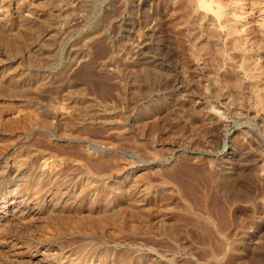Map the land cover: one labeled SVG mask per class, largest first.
<instances>
[{"label": "rangeland", "instance_id": "obj_1", "mask_svg": "<svg viewBox=\"0 0 264 264\" xmlns=\"http://www.w3.org/2000/svg\"><path fill=\"white\" fill-rule=\"evenodd\" d=\"M174 7L0 0V264H264V128L246 103L214 92L207 69L191 72L192 47ZM181 85L187 93L174 92ZM205 101L218 111L215 126ZM179 102L183 115L203 110L207 138L170 127L143 134L139 108L153 104L152 119L163 124L159 107L177 112ZM95 107L101 117L89 112ZM208 160L234 176L258 171L245 203L217 202L203 181L184 179V200L209 211L213 230L189 223L170 235L160 229L163 216L136 220L126 210L135 197L178 200L167 181L140 187L141 175L161 171L174 183L173 167L208 169ZM109 207L118 219L97 227Z\"/></svg>", "mask_w": 264, "mask_h": 264}, {"label": "bare ground", "instance_id": "obj_2", "mask_svg": "<svg viewBox=\"0 0 264 264\" xmlns=\"http://www.w3.org/2000/svg\"><path fill=\"white\" fill-rule=\"evenodd\" d=\"M166 1L176 6L174 7V10L180 18L183 27L182 36L185 38L187 44L191 45L192 47L193 54L190 58L192 60L190 62V68L192 69L191 72L193 71V73L195 74V72L199 69L201 70V72H204V70L207 69L208 72L205 71V78L208 82H210L214 92L220 95L223 94L225 96H229V98H236L246 103L249 109L256 115L255 117L260 119L262 127L264 128V0ZM55 35L45 37L44 41L47 40L46 42H53L56 37ZM95 37L96 36H92L91 39L94 40ZM14 83L15 82H13V84ZM14 87L17 86L15 85ZM141 91L142 86H139L137 92L141 93ZM175 91L176 93H183L188 90L187 87L181 85L179 87H176V89L174 88V92ZM194 97L195 95L188 94V101L193 102L192 99ZM74 103L80 104L79 101H76ZM82 104L84 105V103ZM87 105L88 108L91 107V103H88ZM87 105L85 104V106ZM186 105V102H179V110H177V112H175V110H171L170 112L168 107L162 104L161 107H159L158 111H160V113L162 112V115L165 113L162 118L164 122L163 124L159 123V121H157L158 119H152L154 116H156L155 112H153V104L147 106V108L144 109L145 111H142V108H139V113L136 121L139 123L138 125L140 130L144 131L143 134L146 137H152V135H155V133L162 134L165 132V129L170 127V130H168L170 133H178L181 137H187L188 133H193L200 139L207 138L210 134V130L207 127H202V124L200 122L202 119L198 115L201 113V111L203 112L204 110L203 115L208 116V120L211 121L212 126H215L218 124V120L216 119L218 111L205 101L201 106L203 107V110L198 107L190 108L191 110H193L189 111L190 113L188 112V114L183 115V113H185V111L183 112V110ZM94 106L92 104L93 108ZM95 108V110H92L91 108L89 112L92 111L90 113L94 115L99 114L98 117H101L102 114L100 110L97 107ZM85 110L87 109L85 108ZM158 118L160 119V117ZM173 121H175L174 124H172ZM197 122L198 125L196 126L195 124ZM241 159H243L244 161L246 160L245 157H242ZM218 165L220 166V164ZM218 165L216 163H213V161L208 160V169H190L183 162L170 170V175L175 178H179H177V181L174 180V183L172 178H169L168 176L167 178L166 174H163L161 171H155L154 176L153 174H151L150 178L141 175L142 177L138 182L140 187H149V185H152V181L157 179L164 180V182L167 181L166 183L169 184L168 186L171 187V189L173 187L175 188V191L178 194V197H176L178 198V200L173 202V200L171 199L172 197H167L169 194L166 197L160 199L161 201H156L152 197H135L131 202L132 207H127L126 210H132L133 217L136 220L156 219L159 216H163V221L160 220V222L162 221L160 223V229H162V231L164 229L165 232L167 231V233H169L170 235L176 234L180 229H185L189 225V223L190 225L195 224L201 226L206 232L209 227H212L214 218L210 216V213H207L209 212L208 210H203L205 214L196 212L194 209L195 207H193L191 203H189V201L186 202V200H184L185 198H187H184L183 194V186L185 187L186 185L184 179L186 181H190L191 178L188 175L191 174L190 176L193 175L203 181L204 188H208L209 191L214 194V198L217 202V198H221L225 202L231 200L239 202L250 198V191L252 189L250 188V183L255 179V175L257 174L256 168H250V170H246L247 173L234 176L231 173H224L226 172V166L221 165L219 167ZM232 170L235 169L231 168V171ZM203 209H205V207ZM106 213L108 214H106L105 216L102 215V217H98V219L97 217H95V220L92 219L93 221H95V225L97 227L102 226L103 222H105L106 220L108 221L110 218L118 219V214L116 213V211H114V209H111L109 207V210ZM106 216L107 218L105 219ZM83 222L84 221L82 220L81 224L84 225L85 222ZM86 223H88V221ZM81 224L78 225L81 226ZM90 224L92 225V223ZM212 228L211 230H213ZM119 235H121V233H119Z\"/></svg>", "mask_w": 264, "mask_h": 264}]
</instances>
